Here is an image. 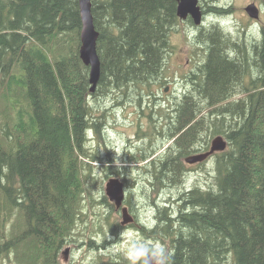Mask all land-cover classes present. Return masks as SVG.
<instances>
[{"label": "trees", "instance_id": "1", "mask_svg": "<svg viewBox=\"0 0 264 264\" xmlns=\"http://www.w3.org/2000/svg\"><path fill=\"white\" fill-rule=\"evenodd\" d=\"M91 2L101 63L94 92L79 52V0H0V258L8 264H61L85 200L95 202L86 184L91 162L103 158L87 144L89 130L105 137L106 113H95L93 98L111 96L123 108L132 96L142 108L151 85L167 82L171 36L182 21L178 1ZM208 27L195 33L204 59L190 74L192 92L168 103L165 114L151 101L155 135L140 122L136 133L150 150L123 158L148 169L145 194L155 214L131 226L149 246L165 248L166 264H264V27L251 40L220 23ZM219 134L227 147L212 155L215 186L175 192L186 182L184 159L210 148L204 136ZM126 166L104 169L125 175L132 171ZM125 226L109 223L115 239L97 244L89 235L82 244L103 252ZM108 264L130 261L126 255Z\"/></svg>", "mask_w": 264, "mask_h": 264}, {"label": "rangeland", "instance_id": "2", "mask_svg": "<svg viewBox=\"0 0 264 264\" xmlns=\"http://www.w3.org/2000/svg\"><path fill=\"white\" fill-rule=\"evenodd\" d=\"M250 3H255L260 8V17L258 19L249 17V14L245 10V7ZM200 4L203 10H206L203 25L200 27H208L213 23H220L236 39L247 40L258 37L260 28L264 27V0H200ZM212 10L222 11L223 14H218V12H213ZM253 25H258V30L253 28ZM202 29L206 28H201L200 31ZM196 30V25L190 24V21L186 20L178 22L175 26L171 36L173 49L169 52L166 66L164 67L163 75L166 77L167 82L160 83L159 81V83L151 85L150 88L153 94H145L143 96L142 108L138 107L136 101L134 103L133 100L136 97L132 96L123 104V110L122 107L115 106L116 102L112 100L111 96L107 98H93L92 104L95 106V113L99 116L106 113V117L104 118L106 121L104 129L105 137L102 139L93 138L92 133V136L90 135L91 141L87 145L93 148L92 151L99 149L103 161L91 162L93 179L90 178L87 181L86 187L91 192L95 202L90 203L88 200H85L83 215L77 221L73 240L68 242L60 252L59 259L61 264H90L93 261L98 264H108L113 260H122V257L127 255L133 242L139 241L147 245L150 243L148 240H145L144 236L135 232L134 227L131 226L136 221V217L151 220L149 218H153L155 215L154 209L151 206L152 204L145 194V191L149 188L147 179L149 173L146 172L148 169H137L136 167L138 166L134 164L136 160H133L131 164H126L124 161H127V159L124 160L123 158H128L130 154H142L143 151L150 150L149 143L145 138H140L136 134L138 124L140 122L145 127L144 129H146L149 136L155 135L154 130L149 132L151 128H149L148 116L152 108L151 101L152 103L155 102L156 106H154V109L156 111L159 110L157 112H160V114H165L169 106L168 103L171 104L174 101V98L171 95H166L164 90L167 85L174 84L180 78V74L184 72L183 66L186 64L187 59L194 53H198L200 42L196 39H199V37H195ZM247 80L248 77L246 78ZM172 81L174 82L172 83ZM154 116L159 118L157 114ZM160 117L162 116L160 115ZM217 136H204L206 144L209 141L210 146L211 141ZM166 143L160 144L161 147L158 149L163 147L160 152L165 150L168 145ZM212 159L211 157L209 163L205 162L203 165L190 167V169L194 170L188 171L184 185L174 189V191L180 193L183 189L186 190L195 186L200 188L214 187L215 173L214 165L211 163ZM108 164H113L118 169H121L122 165H127L126 167H131L132 171L125 175H114L105 171L104 165ZM142 165H146V162H142ZM111 177H120L124 182L127 179L125 186L127 188V196L131 200L130 203H127V206H129L134 218L131 223L123 224L121 211L117 208H111L107 201L104 200L106 183ZM165 198L167 199L168 196L164 195L162 197L163 200ZM107 214H111V218L103 220ZM117 220H120L122 225L126 226L120 231L121 234L117 240L110 243L107 248H104L103 252H100L99 248L95 251L88 250L87 245L82 244V241L89 235L96 238L97 244L102 243L104 239L107 241L115 239L116 236L110 233L109 223L111 224ZM154 244L156 247H162L160 244ZM8 263V257L3 253L0 258V264Z\"/></svg>", "mask_w": 264, "mask_h": 264}, {"label": "water", "instance_id": "3", "mask_svg": "<svg viewBox=\"0 0 264 264\" xmlns=\"http://www.w3.org/2000/svg\"><path fill=\"white\" fill-rule=\"evenodd\" d=\"M178 16L182 19L191 16L196 25H201L204 17L202 7L199 4V0H177ZM80 12L82 17V30H81V45H80V57L83 62L90 67V91L94 92L97 88L101 75V63L97 50V40L99 33L94 25V18L92 14V2L91 0H79ZM245 10L252 18H259L260 9L255 3H250L245 7ZM227 147V142L223 136L219 135L211 141L209 150L192 154L186 157V162L197 163L203 162L208 156L224 150ZM125 182L118 177H111L106 183L105 192L109 199L115 204V206L122 209L123 224L133 222L134 218L129 211V208L124 204L126 198V186Z\"/></svg>", "mask_w": 264, "mask_h": 264}, {"label": "flooded vegetation", "instance_id": "4", "mask_svg": "<svg viewBox=\"0 0 264 264\" xmlns=\"http://www.w3.org/2000/svg\"><path fill=\"white\" fill-rule=\"evenodd\" d=\"M189 17L186 19L187 21ZM197 30H199L197 28ZM196 30V31H197ZM202 56H204V48L203 46H200L198 53H194L189 59H187L186 64L183 66L184 72L180 74V78L177 79L175 81L174 84L168 85L167 86V95H171L174 98V101L176 100H180L185 94H189L190 92H192L191 87L193 86L194 82L192 81L191 77V73L195 72L196 67L199 66L201 60H203L204 58H202ZM174 81H172L173 83ZM187 84V85H186ZM135 103V100H133ZM134 105V104H133ZM124 109V106L122 108V110ZM155 156H158V153H154L151 155V157H149L145 162H147L148 160L153 159ZM184 165L186 167V169L188 171L194 170V169H190V167H197L202 165V163H196V164H188L185 159H184Z\"/></svg>", "mask_w": 264, "mask_h": 264}, {"label": "clouds", "instance_id": "5", "mask_svg": "<svg viewBox=\"0 0 264 264\" xmlns=\"http://www.w3.org/2000/svg\"><path fill=\"white\" fill-rule=\"evenodd\" d=\"M258 30V25H253ZM169 253L164 247L149 246L142 242H133L127 252L130 264H166Z\"/></svg>", "mask_w": 264, "mask_h": 264}, {"label": "bare ground", "instance_id": "6", "mask_svg": "<svg viewBox=\"0 0 264 264\" xmlns=\"http://www.w3.org/2000/svg\"><path fill=\"white\" fill-rule=\"evenodd\" d=\"M90 131V130H89ZM94 132V131H93Z\"/></svg>", "mask_w": 264, "mask_h": 264}]
</instances>
